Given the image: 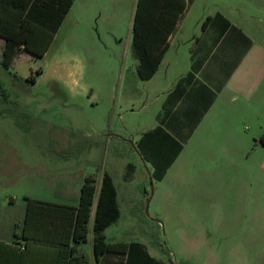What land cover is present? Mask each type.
Masks as SVG:
<instances>
[{"label": "rangeland", "instance_id": "374dc122", "mask_svg": "<svg viewBox=\"0 0 264 264\" xmlns=\"http://www.w3.org/2000/svg\"><path fill=\"white\" fill-rule=\"evenodd\" d=\"M258 1L195 0L189 37L199 11L247 22L241 15L257 14ZM136 3L75 0L44 56L22 54L10 69L0 62V239L21 231L27 197L63 202L69 183L73 190L83 177L99 179L113 167L120 174L126 161L144 171L134 142L156 124L160 103L146 100L147 83L133 80ZM32 74L36 81H27ZM250 127V153L225 177L212 159L199 158V171L187 174L191 184L177 195L168 181L153 179L148 210L150 179L125 183L129 193L120 192L122 215L108 239L140 241L168 264H264V160L252 140L264 126Z\"/></svg>", "mask_w": 264, "mask_h": 264}, {"label": "crops", "instance_id": "0c3cea01", "mask_svg": "<svg viewBox=\"0 0 264 264\" xmlns=\"http://www.w3.org/2000/svg\"><path fill=\"white\" fill-rule=\"evenodd\" d=\"M194 3L195 0L183 14L176 31L170 36V47L155 75L149 80H142L138 73L133 74L134 83H139L138 80L147 83L146 100L150 99L151 102L157 100L160 103V110L156 116V124L141 131L134 142V147L144 164V171L142 172L134 162L126 161L120 167L122 169L120 174L115 172L117 167H113L101 171L97 179L99 187L105 171L113 177L120 217L122 215L120 192L123 197L127 195L129 188L125 185L137 175L141 176L143 182L149 179L147 167L152 172L151 165L143 160L137 149V142L143 133L161 126L182 143L179 155L163 179L154 180L168 181L171 193L177 195L180 188L189 187L191 184L187 174L199 171V168L193 167L199 158L212 159L217 164L213 171L223 177L237 166L240 158L250 153V124L259 125L261 128L264 126V0L258 1L257 14L248 12L241 15L242 20L246 17L249 19L247 22L235 21L233 16L223 11L217 10L215 13L199 11L193 18L191 27V32L195 35L190 38L188 19ZM73 7L74 3L69 13ZM249 10L247 7V11ZM207 18L210 19L203 29L202 24ZM252 20L257 22L254 26L251 24ZM199 27L200 31L197 32ZM4 45L5 39L0 36V56ZM22 54L33 59L30 53L21 51L13 64ZM262 133L260 135L253 133L252 140L258 143L256 153L264 160V145L259 142ZM179 161H182V164L176 171L174 167ZM85 177L75 183L73 190L70 183L62 190L61 195L65 199L63 202L47 201L39 197L35 200L77 206ZM117 177L124 183L120 187L116 181ZM144 190L145 198L148 199L149 192ZM68 199L74 201H67ZM121 200L124 202V198ZM96 203L97 198L89 223L91 229L89 237L87 241L76 245L75 254L82 257L86 264H99L92 242ZM26 212L27 200L22 214L21 231L16 230L15 237L9 241L0 239V242L8 244L2 246L6 253L4 258L6 264H57V249L37 244V239L30 244L22 262L19 256H14L16 253L14 247L24 241L22 235L26 224ZM120 217L105 230L107 242L113 251L119 250L117 247L119 245H129L132 242L122 239L109 240L107 237V230L117 225ZM30 230L37 238V224L34 223ZM116 260L114 257L109 258L102 264H116Z\"/></svg>", "mask_w": 264, "mask_h": 264}, {"label": "trees", "instance_id": "16d2710c", "mask_svg": "<svg viewBox=\"0 0 264 264\" xmlns=\"http://www.w3.org/2000/svg\"><path fill=\"white\" fill-rule=\"evenodd\" d=\"M74 1L0 0V36L5 39L1 58L3 67L10 69L21 51L36 58L44 56ZM193 2L137 0L130 47L142 80L151 79L159 69L170 47V36ZM209 19L203 22V29ZM26 80L35 82L36 78L32 74ZM259 142L264 145V131ZM182 147V143L161 126L143 133L137 142L143 160L151 165L154 180L163 179ZM96 198L92 242L99 264L113 257L117 259L116 264H168L152 255L140 241L119 245V250L110 249L105 230L118 220L120 209L113 177L107 171L103 173L99 187L93 175L85 177L77 206L46 203L27 197L26 224L22 235L24 241L14 247V256H19L22 262L30 244L37 239V244L57 249V264H86L82 257L75 254L76 245L89 237V223ZM34 223L37 224V238L30 230ZM4 245L8 246L0 242V264H6V253L2 249Z\"/></svg>", "mask_w": 264, "mask_h": 264}, {"label": "water", "instance_id": "95a60500", "mask_svg": "<svg viewBox=\"0 0 264 264\" xmlns=\"http://www.w3.org/2000/svg\"><path fill=\"white\" fill-rule=\"evenodd\" d=\"M147 167V166H146ZM147 171H148V174H149V179H150V182H151V185H152V193L151 192H149V196H148V199H147V210H148V208H149V203H150V200H151V196H152V194H153V190H154V185H153V176H152V172H151V170L147 167Z\"/></svg>", "mask_w": 264, "mask_h": 264}]
</instances>
